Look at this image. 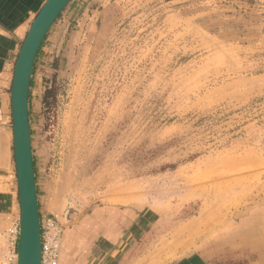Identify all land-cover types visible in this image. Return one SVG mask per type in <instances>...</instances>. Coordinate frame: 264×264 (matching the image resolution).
Here are the masks:
<instances>
[{
	"label": "rangeland",
	"instance_id": "374dc122",
	"mask_svg": "<svg viewBox=\"0 0 264 264\" xmlns=\"http://www.w3.org/2000/svg\"><path fill=\"white\" fill-rule=\"evenodd\" d=\"M110 4L96 33L63 11L31 79L39 214L63 224L60 264H264V0ZM3 124L0 264L20 220Z\"/></svg>",
	"mask_w": 264,
	"mask_h": 264
},
{
	"label": "water",
	"instance_id": "95a60500",
	"mask_svg": "<svg viewBox=\"0 0 264 264\" xmlns=\"http://www.w3.org/2000/svg\"><path fill=\"white\" fill-rule=\"evenodd\" d=\"M72 0H47L29 26L11 86L12 136L20 204L17 264H41V223L29 119V92L37 54L49 30Z\"/></svg>",
	"mask_w": 264,
	"mask_h": 264
},
{
	"label": "crops",
	"instance_id": "0c3cea01",
	"mask_svg": "<svg viewBox=\"0 0 264 264\" xmlns=\"http://www.w3.org/2000/svg\"><path fill=\"white\" fill-rule=\"evenodd\" d=\"M46 1L0 0V144L2 140L7 144L9 139V134L5 130L6 124L3 123L12 119L10 92L13 77L11 73L20 50L19 42L25 36L26 27L29 26ZM110 2L112 0H72L64 10V14L68 13L69 15L67 22L80 20L78 24H81L86 21L88 31L96 33L107 27ZM88 21H94V23H87ZM116 253H119V250ZM112 255L114 256L115 253Z\"/></svg>",
	"mask_w": 264,
	"mask_h": 264
},
{
	"label": "built area",
	"instance_id": "2783aa9c",
	"mask_svg": "<svg viewBox=\"0 0 264 264\" xmlns=\"http://www.w3.org/2000/svg\"><path fill=\"white\" fill-rule=\"evenodd\" d=\"M18 230L19 220H16L13 222V225L9 229V244L11 245L9 248L10 255H8L9 257L7 259H5V261L3 262L4 264H12V257H15L16 255V248L19 239ZM62 235V226L57 217L47 216L44 220H41L43 264H58Z\"/></svg>",
	"mask_w": 264,
	"mask_h": 264
},
{
	"label": "bare ground",
	"instance_id": "6f19581e",
	"mask_svg": "<svg viewBox=\"0 0 264 264\" xmlns=\"http://www.w3.org/2000/svg\"><path fill=\"white\" fill-rule=\"evenodd\" d=\"M20 205V204H19ZM20 213V212H19ZM54 216V215H52ZM56 217V216H55ZM20 218V217H19ZM19 220V219H17ZM59 220V219H58ZM16 221V220H14ZM13 221V222H14ZM60 221V220H59ZM13 222L11 223V225L9 226V228L5 231V235H4V240H5V243L8 244L9 243V238H10V232H9V229L11 228V226L13 225ZM40 223H41V220H40ZM61 223V221H60ZM41 225V224H40ZM61 226H62V232H63V235H62V238H61V249H60V256H59V261H58V264H60V261H61V257H62V249H63V241H64V227H63V224L61 223ZM19 237H20V220H19ZM42 237V236H41ZM8 238V239H7ZM18 243H19V239H18ZM18 249V244H17V248ZM6 257L5 259H7L10 255L9 253H6ZM13 258V261H12V264H17L18 262V250H16V255L15 257H12ZM4 259V261H5ZM4 264V263H3ZM41 264H43V255H42V238H41Z\"/></svg>",
	"mask_w": 264,
	"mask_h": 264
}]
</instances>
